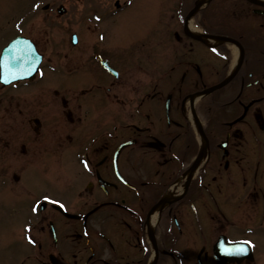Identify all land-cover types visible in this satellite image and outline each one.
<instances>
[{"label": "flooded vegetation", "instance_id": "1", "mask_svg": "<svg viewBox=\"0 0 264 264\" xmlns=\"http://www.w3.org/2000/svg\"><path fill=\"white\" fill-rule=\"evenodd\" d=\"M170 2L133 72L104 30L76 46L58 113L23 111L12 149L55 156L36 199L66 214L18 264H264V0Z\"/></svg>", "mask_w": 264, "mask_h": 264}, {"label": "rangeland", "instance_id": "2", "mask_svg": "<svg viewBox=\"0 0 264 264\" xmlns=\"http://www.w3.org/2000/svg\"><path fill=\"white\" fill-rule=\"evenodd\" d=\"M44 0H0V49L7 41L14 37V35H22L30 38L37 46L38 51L43 55L44 76L57 77L55 83L58 84V62L70 63L75 52H71L69 40L72 32L76 30L86 33V29L81 28L83 25L76 26V20H87L86 9L80 1L81 6H73L72 0H62L67 12L62 17L54 16L51 11L58 6L57 0H46L52 8L51 11L42 12L39 9V4ZM94 2V0H90ZM102 4L97 6H106L107 1L109 6L113 4L114 0H100ZM129 2V7L118 18L115 19L114 24L110 23L109 36L113 37L116 44L119 46V53L131 63L135 62L138 54V49L141 42L145 40L150 41L152 38L153 27V8L168 4V0H126ZM35 4V5H34ZM34 5L35 8L31 7ZM108 6V5H107ZM84 8L87 11L83 16ZM30 10V14H28ZM90 12H88L89 14ZM82 15V16H81ZM13 34V35H12ZM87 36V33H86ZM64 57V58H63ZM66 58V59H65ZM44 76L36 78V82L28 85L27 83H19L18 87L23 88H0V164L6 165L9 161L10 151L5 148V141L10 132L11 111L9 109L10 96H14L16 110L22 118L24 106L31 100L36 99L37 91L35 85L43 81ZM26 85L27 88H25ZM44 99H46L44 95ZM35 101L31 106L35 105ZM47 105V104H46ZM49 107V106H48ZM48 111L53 115L58 112L56 106H50ZM17 115V114H15ZM48 115H52L48 112ZM22 120V119H21ZM17 131V130H16ZM5 148V150H4ZM33 162L30 161V165ZM57 165L53 158L40 159L36 166L31 168L28 178V185L36 187L37 190H42L47 187L46 184L52 185L55 181V172ZM5 167V166H4ZM3 167V168H4ZM8 173V170H7ZM6 172H0V180L8 177V182L12 183V178ZM19 174V173H18ZM21 175V174H20ZM10 183V184H11ZM0 260L3 258L5 252L19 246L21 241L22 225L31 213V199L20 196L14 201V205L5 202L0 195ZM46 213H51L46 210ZM44 212V213H45ZM7 231L4 232V230ZM3 230V232H2Z\"/></svg>", "mask_w": 264, "mask_h": 264}, {"label": "water", "instance_id": "3", "mask_svg": "<svg viewBox=\"0 0 264 264\" xmlns=\"http://www.w3.org/2000/svg\"><path fill=\"white\" fill-rule=\"evenodd\" d=\"M62 12V10H60ZM5 63V67L1 69L3 79L1 82L7 85L11 82L28 78L36 69V53L32 45L22 39H18L3 50L1 60ZM30 65V67H29ZM14 72L15 75L9 74ZM29 73V75H25Z\"/></svg>", "mask_w": 264, "mask_h": 264}, {"label": "snow or ice", "instance_id": "4", "mask_svg": "<svg viewBox=\"0 0 264 264\" xmlns=\"http://www.w3.org/2000/svg\"><path fill=\"white\" fill-rule=\"evenodd\" d=\"M3 67H5V63L3 61H0V69H2ZM11 75H15L14 72H11L10 73ZM0 79H3V76L2 74H0ZM35 211V209H34ZM233 244L235 245V251L233 249H228L226 248L225 249V254L226 255H232V254H235V252H239V253H243V251L245 250V247L244 246H251V242L249 241H244V242H233Z\"/></svg>", "mask_w": 264, "mask_h": 264}]
</instances>
